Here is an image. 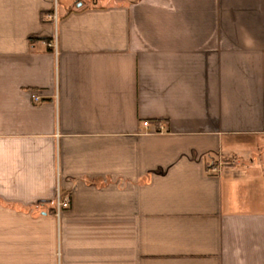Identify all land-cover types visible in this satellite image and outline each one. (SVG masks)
<instances>
[{"label":"crops","instance_id":"obj_1","mask_svg":"<svg viewBox=\"0 0 264 264\" xmlns=\"http://www.w3.org/2000/svg\"><path fill=\"white\" fill-rule=\"evenodd\" d=\"M0 264H264V0H0Z\"/></svg>","mask_w":264,"mask_h":264},{"label":"built area","instance_id":"obj_2","mask_svg":"<svg viewBox=\"0 0 264 264\" xmlns=\"http://www.w3.org/2000/svg\"><path fill=\"white\" fill-rule=\"evenodd\" d=\"M52 46V45H51ZM53 48L56 49L57 45H53ZM33 99L36 103L41 102V98L38 96H33ZM71 204V197L70 196H65L62 197L60 193H58L57 199H56V215L59 216L61 212L66 211L70 208Z\"/></svg>","mask_w":264,"mask_h":264}]
</instances>
